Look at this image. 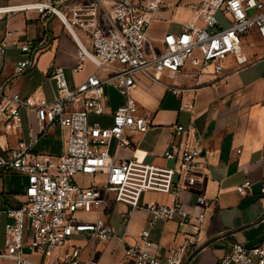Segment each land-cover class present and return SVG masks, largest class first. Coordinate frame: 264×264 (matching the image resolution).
I'll return each instance as SVG.
<instances>
[{"label": "built area", "instance_id": "built-area-1", "mask_svg": "<svg viewBox=\"0 0 264 264\" xmlns=\"http://www.w3.org/2000/svg\"><path fill=\"white\" fill-rule=\"evenodd\" d=\"M155 8L156 5L137 0H29L0 5V21L10 14L32 12L33 19L42 26V34L36 41H21L17 30L0 28V58L9 46L33 54L45 44L52 45L54 37L46 21L55 18L76 46L72 73H78L87 63L92 66L70 88L63 67L48 63L45 74L55 83L51 100L7 92V81L0 83V120L4 128L20 131L21 109L34 117L27 129L28 141L20 139L11 147L0 145V176L14 173L27 179L21 204L0 211L13 219L4 224L0 264L4 260L12 264H79L81 247L72 243L73 238L83 236L91 242L114 238L115 231L105 217L110 205L128 206L127 224L146 191L172 194L174 198L170 204L143 205L150 217L132 242L127 243L123 260L132 264H183L188 241L178 248L177 255L162 262L158 246L149 237V228L159 220L174 217L182 223H191L192 216L177 195L195 191V185L208 173L207 150L196 128L192 124L173 126L174 136L183 138L172 141L162 154L164 159L173 161L171 166L141 161L135 155L116 160L108 152V145L111 139L119 146L126 145L127 132L144 134L151 126L150 119L139 113L130 96L137 86V73L159 81L163 72L175 74L189 65L199 72L209 68V73L220 79L223 61L228 56L238 67L250 63L245 48L255 45L250 40L253 35L264 57V0L192 2L189 9L194 19L183 23L178 33H165L157 47L147 35ZM31 63L29 59L17 60L14 68L21 72ZM105 86L113 87L124 101L112 112L109 125H94L89 116L105 113ZM167 90L174 95L181 92L174 85H167ZM52 126L59 130L60 153L33 151L38 137ZM78 176H87V182L77 181ZM236 189L242 195L250 194V182L246 180ZM260 191L264 193V180ZM195 200L202 207L195 217L199 231L205 210L212 202L199 192ZM89 210L96 212L94 219L74 215ZM58 247H65L63 253H53ZM26 251L40 254L44 260L34 261ZM84 261L98 264L91 257ZM214 264H264V246L245 247L231 242L229 250Z\"/></svg>", "mask_w": 264, "mask_h": 264}, {"label": "crops", "instance_id": "crops-1", "mask_svg": "<svg viewBox=\"0 0 264 264\" xmlns=\"http://www.w3.org/2000/svg\"><path fill=\"white\" fill-rule=\"evenodd\" d=\"M25 1L29 0H0V5ZM137 1L156 5L147 35L150 42L159 46L165 33L174 30L179 32L183 23L194 19L189 4L199 0H186V3L185 0H173L168 6H164L163 0ZM178 4L186 8L182 10ZM33 17L32 12L10 14L0 21V28L17 30L21 41H36L42 34V26ZM46 23L54 37L52 45L45 44L33 54L22 52L18 46L5 48L0 58V83L7 81V92H17L20 96L39 95L51 100L55 88L53 80L45 74L48 63L54 62L63 67L64 74L71 80V87L92 69L87 63L73 76L72 67L76 63L73 40L69 35L60 37L59 31L63 28L55 18H49ZM250 40L255 44L245 48L250 63L238 67L233 58L228 56L223 61L224 70L220 79L210 74V69L199 72L189 65L175 74L163 72L159 81L144 73L135 76L137 86L130 96L136 102L139 113L150 119L151 126L144 134L127 132V143L123 146L111 139L108 152L116 160L135 155L141 161L171 166L173 161L164 159L162 154L172 141L178 142L183 138L174 136L175 124L184 127L192 124L200 136L202 146L207 150V176L195 185V191L180 192L177 195L192 216L191 223H182L178 217H174L159 220L149 228V237L158 246L157 252L162 262L167 257L177 255L178 248L185 240L188 245L183 264H214L229 250L231 242H238L245 247L264 246V193L260 191L264 180V57L256 36L253 35ZM26 59L32 63L23 71L16 72L14 62ZM46 84H49L50 90L45 87ZM167 85L178 86L181 92L174 95L167 90ZM103 93L105 113L102 117L106 119L103 125L107 126L112 112L123 103L124 98L110 86H105ZM186 104L192 107L188 108ZM22 117L27 129L34 122L33 114L21 109L20 131L4 128L0 120L1 146L11 147L20 139L26 141ZM51 128L58 129L57 126ZM237 149L240 151L237 152ZM13 175L17 174L0 176V211L7 207H18L23 200L24 191L12 193L9 189V180ZM22 176L26 186V176ZM246 180L250 182L251 193L242 195L236 186ZM196 192L212 202L205 210L199 231L195 226V217L201 213L202 207L196 204ZM173 198L172 194L144 192L140 198V207L130 213L127 224L123 216H126L128 206L123 203L113 204L105 217L116 236L103 242H91L83 236L73 238L72 243L81 247L79 264H84L88 257L98 264H132L131 261L123 260L124 250L127 243H131L146 226L150 217L143 205L170 204ZM6 222H12V218L0 213V248L3 246ZM64 250L65 247H58L53 253L61 254ZM26 255L34 261L44 260L40 254L26 251ZM47 260L51 261V257ZM3 264L12 263L4 260Z\"/></svg>", "mask_w": 264, "mask_h": 264}, {"label": "rangeland", "instance_id": "rangeland-1", "mask_svg": "<svg viewBox=\"0 0 264 264\" xmlns=\"http://www.w3.org/2000/svg\"><path fill=\"white\" fill-rule=\"evenodd\" d=\"M172 1L173 0H163V4H164V6H166V5L168 6V4L171 3ZM185 3H186V0H185ZM178 5L180 6V4H178ZM181 5H183V4H181ZM184 8H186V7H184V5H183L181 7V9L184 10ZM218 17L220 18V16H218ZM220 20L224 24L222 18H220ZM59 32L61 35L60 37L68 36V34L66 33V31L64 29H60ZM173 33H178V31L174 30ZM28 35L31 36L32 33L29 32ZM152 44H154V46L157 47L155 42H153ZM206 70H209V68H206ZM72 75H73V73H72ZM65 76H66L67 83H68L69 87L71 88V80L67 74ZM45 87L47 89H49V84H46ZM54 88H55V83H54ZM89 122L91 124H94V125H101V124L103 125L104 123H106V119L103 118L102 116L90 115L89 116ZM22 123H23L22 129L24 132V139L27 141L28 140V137L26 135L27 134V126H26V121H25L24 117H22ZM32 150L35 152H38V153H49V154L58 153L60 151V136H59L58 129L57 128H49L48 131L46 133H44L43 135H41L38 138V140L34 143ZM87 180H88L87 176H85V177L78 176L77 177V181H79V182L82 181V182L86 183ZM4 182H6V181H4ZM24 188H25V182H24V177L22 175L17 174V175H13L10 178L9 189L12 191V193H21L22 191H24ZM111 206L112 205H110V207ZM110 207L108 209H110ZM74 215H76L77 217H81V218L94 219L96 217V212H94L93 210L77 211ZM123 217H124L123 221H125V218H126L125 214ZM12 221H13V219H12ZM24 227H25V230H26V228H28L27 220H25Z\"/></svg>", "mask_w": 264, "mask_h": 264}]
</instances>
